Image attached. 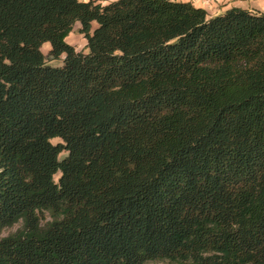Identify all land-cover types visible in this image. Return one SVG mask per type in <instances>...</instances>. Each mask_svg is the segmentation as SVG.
Instances as JSON below:
<instances>
[{"label":"trees","instance_id":"16d2710c","mask_svg":"<svg viewBox=\"0 0 264 264\" xmlns=\"http://www.w3.org/2000/svg\"><path fill=\"white\" fill-rule=\"evenodd\" d=\"M18 222L0 264H264V13L0 0V232Z\"/></svg>","mask_w":264,"mask_h":264},{"label":"rangeland","instance_id":"374dc122","mask_svg":"<svg viewBox=\"0 0 264 264\" xmlns=\"http://www.w3.org/2000/svg\"><path fill=\"white\" fill-rule=\"evenodd\" d=\"M79 1L86 2L88 0H79ZM100 1H102V3H105V2H108V1H111V0H100ZM95 27H96V23L95 22H91V31ZM78 29H79V25L75 24L72 32L65 38V42L67 44H69L70 46H72L76 52L85 53L86 52V49H85L86 41L83 38V36L78 33ZM48 49H49V44L48 43H44L40 47V52L45 56L47 64L49 66H52V67L61 66L62 57H61L60 60H50V58L47 55L48 54ZM60 142L61 141L59 139L51 140L52 144H56V143H60ZM65 155L66 154L62 153L59 156V159L63 158ZM58 176H59L58 174L54 176V181L55 182L57 181ZM39 221H40V225L41 226H44L47 222H49L50 221V217H49L48 213L43 212V213L39 214ZM21 225H22L21 222H18V223L14 224V225H12L10 227H7V228L3 229L0 232V239L4 238V237H7V236H9L11 234H14L16 231H18L21 228ZM148 264H171V263H168L166 261H161V262H150Z\"/></svg>","mask_w":264,"mask_h":264},{"label":"crops","instance_id":"0c3cea01","mask_svg":"<svg viewBox=\"0 0 264 264\" xmlns=\"http://www.w3.org/2000/svg\"><path fill=\"white\" fill-rule=\"evenodd\" d=\"M101 2L100 0H97ZM111 0L108 2H112ZM183 3H190L196 8L205 10L209 15L216 16L222 14L230 8H240L243 10H254L264 13V0H177ZM203 1H208L209 6L204 7ZM108 2L102 3L106 4Z\"/></svg>","mask_w":264,"mask_h":264},{"label":"built area","instance_id":"2783aa9c","mask_svg":"<svg viewBox=\"0 0 264 264\" xmlns=\"http://www.w3.org/2000/svg\"><path fill=\"white\" fill-rule=\"evenodd\" d=\"M203 6H204L205 8L208 7V6H209L208 1H203Z\"/></svg>","mask_w":264,"mask_h":264}]
</instances>
